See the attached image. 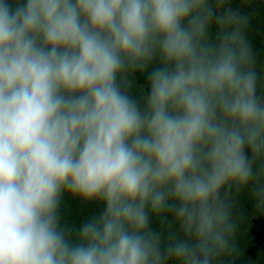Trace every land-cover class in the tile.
I'll return each mask as SVG.
<instances>
[{"label":"clouds","instance_id":"clouds-1","mask_svg":"<svg viewBox=\"0 0 264 264\" xmlns=\"http://www.w3.org/2000/svg\"><path fill=\"white\" fill-rule=\"evenodd\" d=\"M228 4L0 0V264H234L229 193L264 212V63ZM64 191L104 204L75 243Z\"/></svg>","mask_w":264,"mask_h":264},{"label":"trees","instance_id":"trees-1","mask_svg":"<svg viewBox=\"0 0 264 264\" xmlns=\"http://www.w3.org/2000/svg\"><path fill=\"white\" fill-rule=\"evenodd\" d=\"M229 7L249 15V25L246 36L250 42L254 56L258 64L264 63V0H255V3H244V0H229ZM215 35V27L211 30ZM155 61L153 66H156ZM149 68L147 71H150ZM147 71L134 73L136 85L144 86V94H147ZM129 94L140 101L141 95L137 86H130ZM253 185L250 183L240 189H233L229 193V199L233 206V219L236 224L235 243L238 255L234 258V264H264V212L256 207V199L253 196ZM104 209L101 201H85L79 196H74L69 191L61 194L58 207L59 225L67 230L69 239L77 242L80 226L98 217ZM171 220V217H167ZM149 227L153 231L163 232L167 235V229L161 223L159 217L149 214ZM226 260L228 258H225Z\"/></svg>","mask_w":264,"mask_h":264}]
</instances>
